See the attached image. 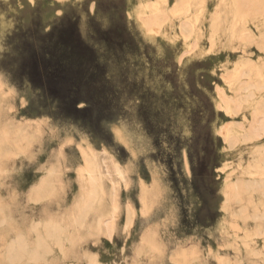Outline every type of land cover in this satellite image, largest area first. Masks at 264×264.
I'll return each mask as SVG.
<instances>
[{
	"label": "rangeland",
	"instance_id": "rangeland-1",
	"mask_svg": "<svg viewBox=\"0 0 264 264\" xmlns=\"http://www.w3.org/2000/svg\"><path fill=\"white\" fill-rule=\"evenodd\" d=\"M263 103L264 0H0V264H264Z\"/></svg>",
	"mask_w": 264,
	"mask_h": 264
},
{
	"label": "bare ground",
	"instance_id": "bare-ground-1",
	"mask_svg": "<svg viewBox=\"0 0 264 264\" xmlns=\"http://www.w3.org/2000/svg\"><path fill=\"white\" fill-rule=\"evenodd\" d=\"M156 15V14H155ZM154 17V16H153ZM151 20V19H150ZM147 21L146 23H145V25H147L148 26V23L150 22V23H154V21ZM144 21H146V20H144ZM156 24V23H155ZM245 90H246V88H244ZM244 89H241V90H244ZM241 92V91H240ZM252 98V97H251ZM253 99V98H252ZM250 100V99H249ZM251 101V100H250ZM225 105H227V102H225L224 103ZM224 105V106H225ZM227 108H228V106H227ZM261 108H264V103L261 105ZM114 130H116V129H114ZM116 132V131H115ZM117 135H119V134H117ZM235 136V135H234ZM232 134H230L229 132H226L225 133V136H224V140L229 144V143H232V142H235V140H236V138L234 137ZM119 137H121V136H119ZM86 159V162H88L87 163V165L89 166V174H91V177H90V179L92 180V181H94V182H97V181H99V179L101 178L100 176H101V173H100V171H99V168H97V162L95 163L94 162V159H92L91 160V158H85ZM90 164V165H89ZM94 195H95V193H94ZM98 199H96V201H97ZM98 202V201H97ZM96 202V203H97ZM59 231V230H58ZM57 232V231H56ZM47 234V233H46ZM45 234V235H46ZM56 234V233H55ZM58 234V233H57ZM57 237V236H56ZM59 237V236H58ZM44 238H45V236H44ZM24 241V240H23ZM20 242L21 241H18L17 243H19L20 244ZM49 242V241H48ZM47 241H46V243H48ZM16 243V242H15ZM16 243V244H17ZM22 243V242H21ZM70 243V242H69ZM62 245V244H61ZM23 246V245H22ZM42 246H45V245H42ZM20 247H21V245H20ZM25 247V246H24ZM23 247V248H24ZM52 247V246H51ZM15 248H17V247H15ZM43 248V247H42ZM12 249V248H11ZM36 249V248H35ZM16 250V249H15ZM18 250V249H17ZM16 250V251H17ZM23 251V252H22ZM42 251H44V250H42ZM26 253V251H24V250H21V253L23 254V253ZM40 252V251H39ZM24 253V255H26ZM30 254H31V252H29ZM35 253H36V251H35ZM11 254V252L9 253V255ZM15 254H16V252H15ZM37 254H40V253H37ZM28 255V254H27ZM31 255H33V257H34V255L35 254H31ZM11 256V255H10ZM40 256H41V254H40ZM22 257V256H21ZM21 257L19 258V257H17V258H19V260L21 259ZM36 257H38V255L36 256ZM17 258H15V260L16 261H18L17 260ZM25 258V257H24ZM31 258V257H30ZM14 259V258H13ZM37 259V258H36ZM36 259L34 260V262L36 261ZM39 259V258H38ZM10 260V259H9ZM22 260V259H21ZM20 260V261H21ZM26 260V259H25ZM43 260V259H42ZM13 261V260H12ZM32 261V260H31ZM23 263V262H22ZM21 263V264H22ZM33 263V262H32ZM24 264V263H23Z\"/></svg>",
	"mask_w": 264,
	"mask_h": 264
},
{
	"label": "snow or ice",
	"instance_id": "snow-or-ice-1",
	"mask_svg": "<svg viewBox=\"0 0 264 264\" xmlns=\"http://www.w3.org/2000/svg\"><path fill=\"white\" fill-rule=\"evenodd\" d=\"M80 107H84V105H83V104H81V105H80Z\"/></svg>",
	"mask_w": 264,
	"mask_h": 264
}]
</instances>
